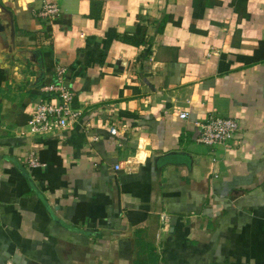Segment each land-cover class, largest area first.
<instances>
[{"label":"crops","instance_id":"obj_1","mask_svg":"<svg viewBox=\"0 0 264 264\" xmlns=\"http://www.w3.org/2000/svg\"><path fill=\"white\" fill-rule=\"evenodd\" d=\"M50 1L0 0V264H264V0ZM58 63L78 121L21 134Z\"/></svg>","mask_w":264,"mask_h":264},{"label":"built area","instance_id":"obj_2","mask_svg":"<svg viewBox=\"0 0 264 264\" xmlns=\"http://www.w3.org/2000/svg\"><path fill=\"white\" fill-rule=\"evenodd\" d=\"M59 12L56 3L43 0L41 7L36 11V16L53 19L59 15ZM65 72L66 67L58 63L55 67L53 80L41 87L42 97L36 98L32 103L31 117L21 134L54 136L78 121L81 110L73 105L75 93L65 84ZM179 116L186 118L187 112L183 111ZM195 125L197 128L196 140L210 147L225 144L239 130V124L235 118H224L212 114L204 120H198ZM108 131L111 135L116 134L114 126H108ZM26 164L29 167L39 165L36 152L29 153ZM1 178L2 173L0 172Z\"/></svg>","mask_w":264,"mask_h":264},{"label":"trees","instance_id":"obj_3","mask_svg":"<svg viewBox=\"0 0 264 264\" xmlns=\"http://www.w3.org/2000/svg\"><path fill=\"white\" fill-rule=\"evenodd\" d=\"M92 6H93L92 7V14H95V17H98L100 8L98 7L95 10V7H94L95 3H93ZM120 40L125 42V43H130L132 45H139L140 44V41L137 40V38L134 34H124V35L120 36Z\"/></svg>","mask_w":264,"mask_h":264},{"label":"water","instance_id":"obj_4","mask_svg":"<svg viewBox=\"0 0 264 264\" xmlns=\"http://www.w3.org/2000/svg\"><path fill=\"white\" fill-rule=\"evenodd\" d=\"M2 29H3L2 26H0V31H2Z\"/></svg>","mask_w":264,"mask_h":264}]
</instances>
